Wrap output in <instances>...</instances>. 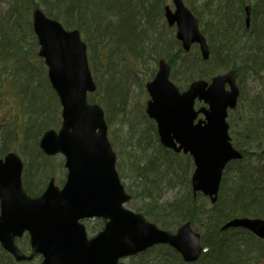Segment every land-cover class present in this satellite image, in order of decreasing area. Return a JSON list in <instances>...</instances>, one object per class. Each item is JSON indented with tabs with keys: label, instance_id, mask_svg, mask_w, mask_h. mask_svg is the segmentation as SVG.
<instances>
[{
	"label": "water",
	"instance_id": "water-1",
	"mask_svg": "<svg viewBox=\"0 0 264 264\" xmlns=\"http://www.w3.org/2000/svg\"><path fill=\"white\" fill-rule=\"evenodd\" d=\"M172 4L174 11L166 6L164 16L169 27H176L183 52L197 45L202 60L208 61L207 40L197 19L182 0H173ZM245 15L249 28V6ZM31 20L37 56L47 68L48 81L61 107L60 128L45 131L39 149L47 157H64L66 179L61 189L51 179L40 196L31 198L22 186L19 156L8 153L0 159L1 248L18 263L39 255L41 264H119L153 247L167 246L185 264L196 263L203 247L200 235L189 223L171 233L124 208L131 197L115 168L116 155L107 137L103 110L87 102L96 85L80 33L67 31L38 7L32 9ZM146 91L149 101L145 113L156 125L160 144L175 154L191 157L193 195L201 194L216 204L225 168L243 158L231 144L226 121L240 95L235 72L214 76L209 82L194 81L186 91L179 92L170 81L169 65L161 60ZM196 102L204 107L195 110ZM200 115L203 118L198 119ZM87 219L105 221L103 229L91 239L81 223ZM236 229L264 240V219L234 218L221 227V232ZM25 233L29 256L15 245V239Z\"/></svg>",
	"mask_w": 264,
	"mask_h": 264
},
{
	"label": "trees",
	"instance_id": "trees-1",
	"mask_svg": "<svg viewBox=\"0 0 264 264\" xmlns=\"http://www.w3.org/2000/svg\"><path fill=\"white\" fill-rule=\"evenodd\" d=\"M164 6L165 0H13L8 11L0 14V66L6 65V69L11 71L8 86L18 91L25 102L24 141L21 139L25 147L22 149L28 147V142L33 143L27 170L41 164L40 159L49 160L42 157L37 148L38 141L44 131L56 130L60 125L58 99L48 84L42 61L35 54L37 42L29 21L32 9L39 7L47 17L60 22L68 31L78 30L87 42L92 72L96 75L102 69L107 77L103 92L106 98L102 105L107 110V115L104 111L105 120L111 123L110 110L114 113L116 105H124L122 88L119 86L122 80L115 60L124 61L131 57L138 62L144 58L145 43L160 40V34L156 39V22L163 20ZM195 16L202 25L203 13ZM208 17L205 28L202 25V34L206 35L210 52L207 62L201 59L198 51L194 56L189 55L191 51L185 55L174 38L172 44L163 46L165 54L157 55L155 61H167L172 69V78L176 79L177 71L181 70L182 76L191 82L209 80L230 70H234L236 76L245 72L254 75L264 73V27L254 32L242 26V35H238L234 30V21L230 23L227 19L222 20L214 12L209 13ZM172 49L174 52L168 53ZM91 53L99 59L98 64ZM23 85L26 89L21 90L19 86ZM102 86L103 83L98 82L96 92L88 96L89 103L95 104L94 95L102 90ZM181 88L184 89V86ZM109 96L113 100L112 109L106 105ZM245 103L232 140L243 159L226 168L231 171L235 167L234 176L223 178L221 194L215 205L210 206L200 194L194 197L191 193L172 202L158 204L153 195L158 190L161 174L171 169L170 163L174 159L179 160L178 168L181 169L185 158L164 149L158 142L157 151L149 153V143L143 145L141 137L137 138L139 154L134 152L136 161L131 172L134 175V187L139 193L134 192L131 200L145 202L146 208L141 210L145 218L159 225L162 230L174 229L184 223L201 226L204 252L195 264H264V241L242 229L221 232V227L234 218L264 219V163L259 162L264 160L261 154L264 149V95L255 94ZM143 119L146 126L155 130L152 121L146 119L145 115ZM9 140L5 136L0 139V158L10 152L12 144ZM111 145L114 146L113 142ZM252 159L259 161L253 162ZM33 185L32 182L25 185L30 195L33 194ZM154 249L138 258L146 257ZM156 249H163L165 253L163 258L153 264H171L172 260L184 264L173 250L167 247ZM0 253L4 261H0V264H13L10 256L1 250ZM134 260L130 259L131 262Z\"/></svg>",
	"mask_w": 264,
	"mask_h": 264
},
{
	"label": "rangeland",
	"instance_id": "rangeland-1",
	"mask_svg": "<svg viewBox=\"0 0 264 264\" xmlns=\"http://www.w3.org/2000/svg\"><path fill=\"white\" fill-rule=\"evenodd\" d=\"M182 1L191 10L193 14L194 12H196L195 14L203 13V18L201 23L204 28L206 23L208 22L207 17L209 13L214 12L218 16H220L222 20L229 19L230 23L234 21V30L238 35H242V30H243L242 26H244V20H245L243 8L246 5H250L254 12L252 15L251 29L255 32L256 30H261L264 27V14H263L264 0H217V1L182 0ZM12 3L13 0H0V14L2 15L3 13H6ZM216 4L218 5L217 7ZM166 5L170 6L171 9H173L172 0H165V6ZM204 5L207 6L209 9L205 8ZM212 5H215V7ZM29 21L31 22V15L29 16ZM156 25L158 32L156 34V39H158L157 36L160 34L159 37L160 40L156 42L154 40H151L149 41L150 43L149 42L145 43L144 48L146 54L144 58L140 59V61L137 62L133 60V58L127 57V59H125L124 61L121 60L119 61L118 59H116L114 63L117 64V68H118L117 72H119V77L122 80V83L119 86L122 88V93H121V95L123 96L122 104L124 105L122 106L120 104L116 105L114 107L115 110L114 113L112 110H110L111 123H107L108 138L110 142L111 143L113 142L114 144V146L112 147L116 154V169L119 178L121 180V184L123 185L125 191L129 195H134L135 194L134 192L139 193V190L135 189L134 187V175L131 172L132 165L136 161V156H135L136 154L134 155V152L139 154L138 149L136 147L137 138L141 137L142 139L141 143L143 145L144 143L147 142L149 143L148 144L150 149L149 153H153L157 151L158 143H159V141L156 140L158 139L156 130H151L150 127L144 124L143 116L145 115V105L146 102L149 100V97L146 92V84L150 82L156 74L157 62L155 61V59L157 58V55L165 54V49H163L164 48L163 46L166 43L167 44L171 43L173 38L175 39V28H169L166 24L164 17L162 21L158 20V23L156 22ZM202 25L199 24V28L201 32H204ZM204 36L206 37V35ZM83 42L86 44V47L88 49L87 42L84 39ZM28 44L30 45V40H28ZM197 51H198L197 47L194 46L191 52L189 53V55L194 56L197 54ZM173 52L174 49L170 50L168 53H173ZM35 54H37V49L35 50ZM92 55L94 60L96 61V64H98L99 59L96 57L95 54L91 53V56ZM36 57L34 58L36 59ZM89 66L93 80L96 83V85L98 84V82L103 83L102 90L101 91L99 90V92H97L94 95L95 104L99 105L104 111H106V115H107V110L102 105L106 98L103 92L105 85L104 80L107 77L104 76L102 69H101L102 72L96 73L95 75L92 72V67L90 63ZM182 73L183 71L178 70L177 75L175 76L176 79H174L172 78V69H171L170 80L179 89V91H184L191 82L187 80L186 76H182ZM10 75H11V71L6 69V65L0 66V139L2 138V136H5L8 140L9 138L11 139L9 140L10 144H12L10 152H15L17 154L19 151L22 152L21 155L20 154L18 155L21 157L24 163V169L22 172L23 185L24 187H26L25 185H27L29 182L34 183L32 196L36 197L43 192L44 188L46 187L51 177L54 178L55 185L58 188H61L63 186L66 176V170L64 168V158L61 155H57L54 156L53 158H49V160L40 159L41 164H38V166L36 165V168H34L35 167L34 166L31 167L30 170L26 169L29 155L32 151L31 145H33V143L28 142L27 143L28 147L26 149H22V147H25L24 143L21 144V139L23 138V130L26 123L25 102L18 91L17 93L8 86L9 85L8 78L10 77ZM236 84L240 94L238 100V106L236 110L230 111L227 117V124L229 125V136L231 138V142H233L232 141L233 137H235L233 132L237 131V126L239 124L238 119L241 117L240 113H242L241 112L242 105L246 104L245 101L250 100V98L253 97L255 94L264 95V73L262 74L260 73L258 75H254L248 72L241 73L240 75L236 76ZM183 86L184 89L181 88ZM19 88L21 90L26 89L24 85L19 86ZM116 92H118V90H116ZM34 98L35 97H33L32 99ZM118 98L120 99V95L118 96ZM27 99L28 101H30V97H28ZM109 99L110 100L107 102L106 105L109 109H112L113 107V100H111L112 97L109 96ZM202 106L203 104L197 103L195 105V109H199ZM60 112L61 109L59 106V118H60ZM145 118L148 119L146 115ZM22 141H24V138L22 139ZM129 153H131V157L129 156L130 155ZM178 156H183V155L180 154ZM42 157L45 156L42 154ZM183 157L185 159L182 160L183 164L181 169L178 168L179 160L174 159V162L170 163V165H172L171 169H167L166 172H163L161 174L158 183V190H156L153 195V197L156 200H158V204H166L178 198L185 197L190 193L192 194L191 176L194 171V165L190 156H183ZM252 161L257 162L259 160L252 159ZM259 162L264 163V160H261ZM234 169L235 167H232L231 171H228V169H226L223 178L225 176L227 179L233 177ZM25 177H27V179H25ZM220 194L221 191L219 192V197ZM204 199L206 203H208L211 206L209 200L207 198ZM143 207L146 208V204L140 199L131 200L129 203L125 205L126 209L144 216L143 212L141 211L143 210ZM83 224L86 228L88 236L93 237L101 229L103 225V221L99 219H93V220L84 221ZM156 226L159 229H161L159 225ZM192 228L196 233L202 236L203 229L201 228V226L195 225L192 226ZM176 229L177 227L167 231L171 233H175ZM17 246L24 252H28L29 251L28 237L25 235L20 240H18ZM156 248L154 249L153 253H150L149 255L143 257L142 259L138 258L137 256L133 258L135 259L134 262L130 261V259L132 258L125 259L122 262L124 264H140V263L153 264L156 260L163 258L164 257L163 253H165L163 249H156ZM2 260L3 259L0 258V261ZM39 263H40V259L37 258L31 264H39ZM171 264H177V262L172 260Z\"/></svg>",
	"mask_w": 264,
	"mask_h": 264
},
{
	"label": "bare ground",
	"instance_id": "bare-ground-1",
	"mask_svg": "<svg viewBox=\"0 0 264 264\" xmlns=\"http://www.w3.org/2000/svg\"><path fill=\"white\" fill-rule=\"evenodd\" d=\"M247 6H249L250 8H252L250 5H246V6H244V8H243V12H244V14H245V7H247ZM252 11V10H251ZM228 15H231V14H228ZM229 17V16H228ZM227 20H229V19H227Z\"/></svg>",
	"mask_w": 264,
	"mask_h": 264
},
{
	"label": "flooded vegetation",
	"instance_id": "flooded-vegetation-1",
	"mask_svg": "<svg viewBox=\"0 0 264 264\" xmlns=\"http://www.w3.org/2000/svg\"><path fill=\"white\" fill-rule=\"evenodd\" d=\"M30 264V263H29Z\"/></svg>",
	"mask_w": 264,
	"mask_h": 264
}]
</instances>
